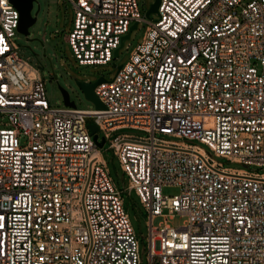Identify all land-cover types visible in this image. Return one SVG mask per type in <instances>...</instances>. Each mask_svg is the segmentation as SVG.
<instances>
[{
  "label": "built area",
  "instance_id": "1",
  "mask_svg": "<svg viewBox=\"0 0 264 264\" xmlns=\"http://www.w3.org/2000/svg\"><path fill=\"white\" fill-rule=\"evenodd\" d=\"M67 1L79 65L112 62L133 24L143 35L95 87L104 109L54 108L12 41L19 12L0 0V264H141L89 124L104 144L121 128L148 134L110 148L147 212L149 264H264V174L156 137L264 167V0H159L154 21L137 0Z\"/></svg>",
  "mask_w": 264,
  "mask_h": 264
},
{
  "label": "rangeland",
  "instance_id": "2",
  "mask_svg": "<svg viewBox=\"0 0 264 264\" xmlns=\"http://www.w3.org/2000/svg\"><path fill=\"white\" fill-rule=\"evenodd\" d=\"M154 1L137 0L143 18L152 21L157 20V12L151 13L149 18L146 17V12ZM31 15L36 17V21L29 27V34L25 36L16 31L12 41L17 46L19 56L40 73L42 79L45 81L47 100L50 106L54 108L64 106L63 97L60 92L61 87L67 91L70 101L75 103L77 109L94 110V104L84 96L77 82L94 83L101 77L105 80H111L117 72V67L123 65L128 60L129 50L141 41L145 27L140 25L131 31L130 37L124 41L123 46L119 49L118 57L114 58L112 62L98 66L79 65L72 54L70 46L65 41V36L72 29L74 18L71 3L67 0H34ZM6 121V118L2 119L0 117V128L2 127L1 124ZM99 135L100 138L104 137L102 132ZM123 135L135 138L148 136L146 132L141 130L121 128L109 133L105 144L100 148V152L107 167L109 177L120 191L124 209L129 216L138 240L141 264H149L147 212L136 192L129 190L128 177L122 171L117 156L110 148L111 141ZM156 137L165 141L183 142L198 146L224 168L243 170L259 175L264 174V167L248 166L216 156L207 145L198 141L179 139L168 134H157ZM162 193L163 195L173 196L178 193V189L175 187H165L162 189ZM164 213L167 214L168 222L173 227L182 224L184 221V218L179 215L174 214L171 217L167 211H164ZM162 220V218L155 219L154 225L157 226Z\"/></svg>",
  "mask_w": 264,
  "mask_h": 264
},
{
  "label": "water",
  "instance_id": "3",
  "mask_svg": "<svg viewBox=\"0 0 264 264\" xmlns=\"http://www.w3.org/2000/svg\"><path fill=\"white\" fill-rule=\"evenodd\" d=\"M11 4L18 10L19 12V23H18V32L27 36L29 34V27L32 26L35 21L36 17L31 15L32 5L34 0H10ZM159 6V0H155L153 4H151L149 10L146 12V17L149 18L150 14L153 12H157ZM136 28V24H133L130 28V31L127 35L123 37L124 40L128 39L130 37V33L133 29ZM118 50L116 49L114 51V56H118ZM55 77V76H54ZM56 78V77H55ZM104 81L103 78H99L94 83H87V82H77L78 87L83 92L84 96L90 100L97 110L104 109V105L99 101L98 97L96 96L94 89L97 85L102 83ZM60 92L63 97V103L65 106L74 108L75 103L73 101L69 100V95L67 91H65L63 88L60 87ZM88 129L90 131V134L92 135L94 143L99 147L102 148L104 145V138H100V141H98V128L94 124H89Z\"/></svg>",
  "mask_w": 264,
  "mask_h": 264
}]
</instances>
